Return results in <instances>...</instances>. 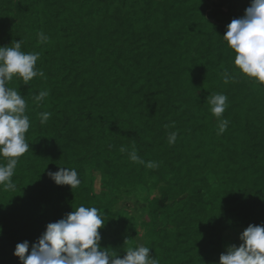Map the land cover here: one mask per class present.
Returning a JSON list of instances; mask_svg holds the SVG:
<instances>
[{
	"label": "trees",
	"instance_id": "16d2710c",
	"mask_svg": "<svg viewBox=\"0 0 264 264\" xmlns=\"http://www.w3.org/2000/svg\"><path fill=\"white\" fill-rule=\"evenodd\" d=\"M251 10L264 0H0V264H144L117 208L132 185L152 264H222L223 232L264 228Z\"/></svg>",
	"mask_w": 264,
	"mask_h": 264
},
{
	"label": "rangeland",
	"instance_id": "374dc122",
	"mask_svg": "<svg viewBox=\"0 0 264 264\" xmlns=\"http://www.w3.org/2000/svg\"><path fill=\"white\" fill-rule=\"evenodd\" d=\"M256 21L264 27V14L250 11ZM94 169L87 170V177L95 178ZM96 183V189H98ZM124 218L131 224L127 232L124 253L140 258L144 264H152L154 255L146 253L144 244L146 226L150 217L146 211V202L140 186H130V194L125 196L117 205ZM156 227H162L164 222L160 216L153 220ZM222 264H264V228L239 227L228 229L222 235ZM108 264H122L120 256H116Z\"/></svg>",
	"mask_w": 264,
	"mask_h": 264
}]
</instances>
